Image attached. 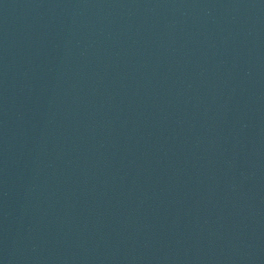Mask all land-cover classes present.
Segmentation results:
<instances>
[{
	"label": "water",
	"instance_id": "water-1",
	"mask_svg": "<svg viewBox=\"0 0 264 264\" xmlns=\"http://www.w3.org/2000/svg\"><path fill=\"white\" fill-rule=\"evenodd\" d=\"M0 264H264V0H0Z\"/></svg>",
	"mask_w": 264,
	"mask_h": 264
}]
</instances>
